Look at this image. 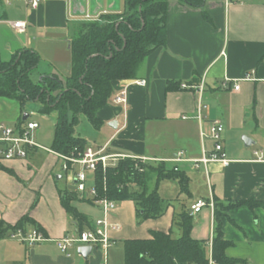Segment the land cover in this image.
I'll return each mask as SVG.
<instances>
[{
  "label": "crops",
  "instance_id": "0c3cea01",
  "mask_svg": "<svg viewBox=\"0 0 264 264\" xmlns=\"http://www.w3.org/2000/svg\"><path fill=\"white\" fill-rule=\"evenodd\" d=\"M124 8L125 0H38L37 5L32 0H0V60L7 61L18 49L30 47L41 57L31 74L34 81L50 74L68 76L71 39L78 25ZM18 20L27 23L24 32L12 25ZM247 75L249 79H245ZM136 79H145L147 84L141 86ZM169 81L180 82V87L168 90ZM238 82L240 88L236 90ZM182 83L190 87L183 88ZM200 85L202 92L197 90ZM124 88L127 101L118 103L115 98ZM200 103L207 105L203 115L208 120L218 119L224 124L222 142L230 163L212 161L206 171L205 166L194 168L190 161L172 162L188 175L185 188L177 180L162 179L171 181L162 183L155 175L154 188L158 187L165 206L160 217L142 219L133 200L117 201L109 215V221L119 226L109 230L113 241L110 249L120 240L150 238L154 231L179 237L180 214H191V205L198 199L212 198L213 208L206 205L191 215V234L207 241L210 264H217L212 259L215 202L227 205L255 200L259 203L253 207L228 210L227 216H222V227L225 239L232 242L226 253L240 260L237 264H264V0H206L203 8L169 0L166 45L146 57L137 78L115 83L108 103L98 111L103 123L92 135L93 141L80 136L103 155L129 154L147 162H170L183 151L186 158H200L214 149V140L202 135L208 122L194 117ZM0 107L14 113L6 118L19 127L24 115L20 103L0 96ZM2 118L0 123L5 124ZM243 136L253 143L245 145ZM47 149L51 151L31 148L24 159L0 161V220L15 225L29 214L49 238L29 246L12 239L10 231V240L2 242L8 260L11 264H102L105 256L101 250L93 249L85 258L79 253L80 246L66 255L55 243L56 238L79 229L61 202L60 191L69 189L57 181L61 173L54 174L59 161H65ZM110 161L116 165L119 160ZM72 168V172L63 168L70 182L81 166L74 164ZM90 174L92 183L88 181V186H93V172L87 173L89 180ZM74 204L87 215L92 227L104 216L95 203L78 199ZM33 225L25 226L28 230ZM108 261L111 264L109 256Z\"/></svg>",
  "mask_w": 264,
  "mask_h": 264
},
{
  "label": "trees",
  "instance_id": "16d2710c",
  "mask_svg": "<svg viewBox=\"0 0 264 264\" xmlns=\"http://www.w3.org/2000/svg\"><path fill=\"white\" fill-rule=\"evenodd\" d=\"M179 1L203 8L206 0ZM168 11L169 0H125L122 12L102 14L96 20L81 22L71 39V71L65 77L50 74L34 81L31 74L41 62L40 54L30 47L18 49L9 60H0V96L17 100L23 114L29 102H38V112L43 115L55 113L51 149L61 156L79 157L89 147L88 140L76 133L81 116H86L95 128L101 126L103 120L98 111L108 103L115 83L137 78L146 57L166 45ZM203 14L210 19L206 11L203 10ZM179 87L180 82L169 81L167 84L168 90ZM24 122L22 115L19 127ZM151 173L158 181L177 180L182 188L189 180L178 165L165 160L143 162L121 158L116 165L106 168L98 164L93 172V181L99 196L118 202L133 200L142 219L156 218L164 213L165 206L158 187L148 189ZM60 196L62 205L77 223L79 231L92 227L87 215L74 204L79 198L76 191H60ZM83 199L94 203L91 198ZM258 203L255 200L227 205L215 202L212 259L217 264L240 262L226 253L232 242L224 237L222 216H227V211L233 207H253ZM28 223L44 232L26 214L15 225L0 220V239L18 228L27 230L25 225ZM178 223L182 231L179 237L154 231L150 238L125 239V264H210L207 241L192 237L191 214L181 213Z\"/></svg>",
  "mask_w": 264,
  "mask_h": 264
},
{
  "label": "built area",
  "instance_id": "2783aa9c",
  "mask_svg": "<svg viewBox=\"0 0 264 264\" xmlns=\"http://www.w3.org/2000/svg\"><path fill=\"white\" fill-rule=\"evenodd\" d=\"M33 5L38 4V0H32ZM14 28L20 32L26 30L27 23L22 20L12 22ZM250 76L247 75L245 79H249ZM229 81V79L227 80ZM135 82L141 86H145L147 81L145 79H136ZM224 82V86H226ZM183 88H189L190 85L187 83H182ZM234 88L237 90L240 88V84L235 83ZM197 90L203 91V85L197 87ZM116 102H126V88H124L115 98ZM207 108L206 104L200 103L197 106L195 118L198 119L201 123L208 122V127L203 128L202 135L209 136L214 140V149L208 153L204 152L203 156L200 158H186L184 152L180 151L168 161L173 163H179L182 161H190L193 163L194 168H199L200 166H205L206 171H208V165L212 161H219L224 165L230 163V159L227 158V155L224 151L223 145V133L225 131L224 124L218 120H208L203 111ZM187 116H183L186 118ZM40 127V124L37 121L27 120L20 127H10L4 123H0V161L12 160V159H24L28 156L29 149L31 148H45L44 146L37 143L33 138V133ZM47 149V148H45ZM61 156V155H60ZM65 161L63 168L65 171H73L72 168L74 164H79L80 169L74 171L73 180L76 186V191L80 192L83 197L91 198L95 204H97L103 211L104 216L98 218L93 227H89L86 230L77 231L75 234L65 235L55 239V243L58 248L65 253L66 255L71 254V249L76 246L89 245L92 246L95 250H101L104 253V260L102 264H109L108 256L109 249L113 244L109 230L112 227H119L116 224H113L109 221V215L117 207V201L109 199L106 196H99L98 191L93 184V186H88V172H94L98 164H102L106 168L111 159H123V158H132L139 159L143 162H146V158H137L129 154H112L106 155L101 154V151H96L92 147H87L86 151L79 157H67L61 156ZM166 161V160H165ZM71 164H69V163ZM206 205L214 207V200L211 198L209 201L205 199H198L191 205L190 213L191 215L198 213ZM12 239H16L26 243L29 246H33L42 241L48 240V236L41 230L36 227H33L28 230L18 228L10 233Z\"/></svg>",
  "mask_w": 264,
  "mask_h": 264
},
{
  "label": "rangeland",
  "instance_id": "374dc122",
  "mask_svg": "<svg viewBox=\"0 0 264 264\" xmlns=\"http://www.w3.org/2000/svg\"><path fill=\"white\" fill-rule=\"evenodd\" d=\"M35 80H36V77H35ZM38 108H39L38 102H29L27 103L25 107L24 113L30 114V117L28 118V120H34L40 123V128L37 129L33 133V138L35 137V139H37L38 142H40L43 146L51 149L53 141H54V134H55L54 124L56 120V115L55 113L43 115L38 112ZM8 109L9 108H6V107H0V117H3L2 121L5 122L6 125L14 127L16 125V122L8 119L10 118V116H13L14 113L10 112ZM76 131L79 135H83L87 137L88 140H90L91 142L93 141V138H91L92 135L98 132L97 129L92 125V123L84 115L81 116V121L76 127ZM42 151L46 152V151H51V150L42 148ZM112 162L113 161H110L109 163H112ZM170 164H172V162ZM58 173H61L60 175H62V178L57 180L60 183L61 187L68 188L69 190H76L75 183L73 181L72 182L68 181L66 173L63 172L62 159L59 161L54 174L57 175ZM161 182L166 183V182H171V181L162 180ZM91 183H92V175L90 174L89 184ZM155 184H156L155 174L151 173L148 179V187H149L148 189L150 190L153 189ZM76 192L79 194V198H78L79 200L84 198L80 192L78 191ZM162 194L164 196H169V194L165 195L164 192ZM8 234L9 232L6 233L0 239V264H11V262L8 260L6 247H3L4 245H2V242H6V240H10L9 239L10 234L9 236ZM109 260L111 264H125V253H124V241L123 240L118 241L115 244V246L110 249Z\"/></svg>",
  "mask_w": 264,
  "mask_h": 264
},
{
  "label": "water",
  "instance_id": "95a60500",
  "mask_svg": "<svg viewBox=\"0 0 264 264\" xmlns=\"http://www.w3.org/2000/svg\"><path fill=\"white\" fill-rule=\"evenodd\" d=\"M28 113H24L23 115V119H27L28 117ZM242 140L244 141V144L249 146L251 143H253V140L251 138H249L248 136H243ZM92 252V246L89 245H84V246H80L79 247V253L81 255H83V257L88 258V256L90 255V253Z\"/></svg>",
  "mask_w": 264,
  "mask_h": 264
}]
</instances>
